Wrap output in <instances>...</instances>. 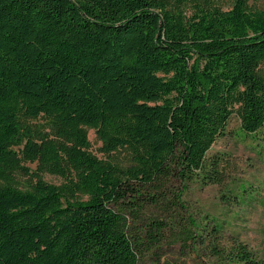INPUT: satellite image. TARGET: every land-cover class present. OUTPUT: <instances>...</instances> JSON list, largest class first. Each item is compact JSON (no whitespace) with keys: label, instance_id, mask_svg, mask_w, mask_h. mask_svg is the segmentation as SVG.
Returning a JSON list of instances; mask_svg holds the SVG:
<instances>
[{"label":"trees","instance_id":"16d2710c","mask_svg":"<svg viewBox=\"0 0 264 264\" xmlns=\"http://www.w3.org/2000/svg\"><path fill=\"white\" fill-rule=\"evenodd\" d=\"M248 2L0 0V264H139L169 228L142 216L143 191L219 182L206 154L230 117L264 128V10Z\"/></svg>","mask_w":264,"mask_h":264},{"label":"rangeland","instance_id":"374dc122","mask_svg":"<svg viewBox=\"0 0 264 264\" xmlns=\"http://www.w3.org/2000/svg\"><path fill=\"white\" fill-rule=\"evenodd\" d=\"M223 1L224 8H229V0ZM248 5L251 10H264V0H249ZM88 139L93 154L103 158L98 152L101 143L93 130H88ZM206 157L219 163L218 183H204L200 175L183 182L174 173L156 189L143 191L153 199L146 196L140 202L142 216L159 218L169 228L159 237L156 247L143 245L139 264H236L227 255L236 245L245 246L256 260L264 262V128L246 134L234 114ZM114 158L122 167L129 164L123 151ZM28 166L35 168L34 164ZM41 179L53 185L63 181L49 174H43ZM193 225L201 234L194 235V245L182 239L183 231L193 232ZM215 225L217 231L213 233ZM214 246L223 248L224 255L218 256Z\"/></svg>","mask_w":264,"mask_h":264}]
</instances>
